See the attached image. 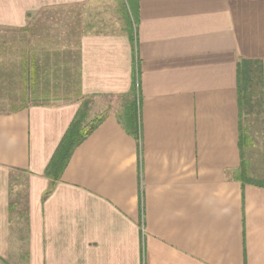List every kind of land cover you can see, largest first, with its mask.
I'll list each match as a JSON object with an SVG mask.
<instances>
[{"label": "crops", "instance_id": "0c3cea01", "mask_svg": "<svg viewBox=\"0 0 264 264\" xmlns=\"http://www.w3.org/2000/svg\"><path fill=\"white\" fill-rule=\"evenodd\" d=\"M127 93L137 136L108 101ZM83 102L102 121L47 175ZM0 264H264V0H0Z\"/></svg>", "mask_w": 264, "mask_h": 264}, {"label": "trees", "instance_id": "16d2710c", "mask_svg": "<svg viewBox=\"0 0 264 264\" xmlns=\"http://www.w3.org/2000/svg\"><path fill=\"white\" fill-rule=\"evenodd\" d=\"M238 101L240 112L243 116L253 117L262 128L263 123V69L260 61L242 59L238 65ZM135 83V79H134ZM131 98L135 92L132 88L129 93ZM133 96V97H132ZM89 102H83L79 108L72 124L66 132L58 150L46 170L47 175L52 171H58L67 164L70 155L74 149L101 123L102 118H98L89 125L84 127V122L88 112ZM137 105L135 99L127 101L125 107L118 112L120 122L128 125L136 136L138 133V123L136 119ZM59 175V174H57Z\"/></svg>", "mask_w": 264, "mask_h": 264}, {"label": "rangeland", "instance_id": "374dc122", "mask_svg": "<svg viewBox=\"0 0 264 264\" xmlns=\"http://www.w3.org/2000/svg\"><path fill=\"white\" fill-rule=\"evenodd\" d=\"M113 6L111 5H104V6H97L95 8H92V11H93V14H102V16H104L106 18V27L105 29H114L116 28L113 24H109L110 22L107 21V19H111L110 16H113V10H112ZM123 8V7H122ZM75 8H72V9H56V10H51L52 14L56 17L58 16L57 14H59L60 16V19H61V23H62V29H64V26L63 24H65L66 22V13L65 12H68L70 11V13L72 14H75V13H78L80 12L81 10L80 9H77V10H74ZM109 14V15H108ZM135 22V20H133V23ZM102 27V26H101ZM63 89V88H56V93L57 95L59 94V91ZM70 95V94H69ZM68 95V92L67 90H63L59 95H58V98H60V101H64V98L69 97ZM126 98V99H125ZM56 101H59V100H49V101H40L38 103H45V102H56ZM109 102L112 103V106L111 107H114V106H117L118 104H120V109H123L125 107V105L127 104V101H129V96H128V93L126 94V97L125 96H122L120 99L119 98H110L108 99ZM90 103V102H89ZM114 104V105H113ZM96 120V119H94ZM92 120V121H94ZM243 127H245L246 129V134H247V137H250L251 138V141H253V147H250L249 149H247V152H246V159L249 161V164H254V162L256 163L259 158H260V152H261V137H260V127H259V124L258 122H256L254 120L253 117H247V116H244L243 117ZM253 166V165H252Z\"/></svg>", "mask_w": 264, "mask_h": 264}]
</instances>
